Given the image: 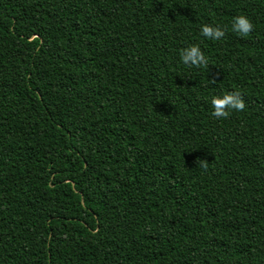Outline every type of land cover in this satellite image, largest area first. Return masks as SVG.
Masks as SVG:
<instances>
[{
    "label": "trees",
    "instance_id": "obj_1",
    "mask_svg": "<svg viewBox=\"0 0 264 264\" xmlns=\"http://www.w3.org/2000/svg\"><path fill=\"white\" fill-rule=\"evenodd\" d=\"M0 264H264V0H0Z\"/></svg>",
    "mask_w": 264,
    "mask_h": 264
},
{
    "label": "clouds",
    "instance_id": "obj_2",
    "mask_svg": "<svg viewBox=\"0 0 264 264\" xmlns=\"http://www.w3.org/2000/svg\"><path fill=\"white\" fill-rule=\"evenodd\" d=\"M201 35L205 38L219 41L226 36V26L211 24L201 25ZM231 31L241 37L249 36L254 31L252 21L246 15L233 17ZM180 60L183 65L195 68L206 69L209 61L199 45L193 44L179 50ZM212 112L211 115L216 119H229L233 111L243 112L246 108L245 101L239 91H233L222 96H212L210 99ZM197 165L205 170L208 168L207 159H197Z\"/></svg>",
    "mask_w": 264,
    "mask_h": 264
}]
</instances>
